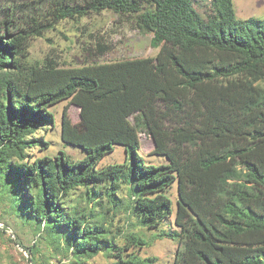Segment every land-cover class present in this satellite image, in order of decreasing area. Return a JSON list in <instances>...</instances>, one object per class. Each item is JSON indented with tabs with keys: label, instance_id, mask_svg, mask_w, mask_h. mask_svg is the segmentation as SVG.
I'll return each instance as SVG.
<instances>
[{
	"label": "trees",
	"instance_id": "1",
	"mask_svg": "<svg viewBox=\"0 0 264 264\" xmlns=\"http://www.w3.org/2000/svg\"><path fill=\"white\" fill-rule=\"evenodd\" d=\"M36 4L44 21L30 9L28 28L17 29L13 14L0 23L1 217L37 238L31 247L9 242L29 253L30 264L41 246L68 264L99 256L137 264L128 251L143 240L132 235L122 246L111 213L124 207L156 228L172 215L167 191L178 181L173 264H264V20L239 19L233 0H211L208 15L192 0ZM105 11L151 34L157 56L70 68L32 62V38ZM63 101L80 110V121L64 108L62 142L84 150L83 160L34 153L49 148L38 135L53 127L50 108ZM140 133L167 164L144 161ZM116 146L125 161L100 169Z\"/></svg>",
	"mask_w": 264,
	"mask_h": 264
},
{
	"label": "rangeland",
	"instance_id": "2",
	"mask_svg": "<svg viewBox=\"0 0 264 264\" xmlns=\"http://www.w3.org/2000/svg\"><path fill=\"white\" fill-rule=\"evenodd\" d=\"M37 0H0V23L10 18L17 20L18 28H28V12L39 16V21H44V9L37 6ZM239 19L248 20L251 18L264 20V0H233ZM195 7L203 14L211 12V0H192ZM24 6L28 9L21 11ZM151 34L140 33L130 20H120L112 12L105 11L100 15H93L77 21L64 20L55 25L53 30L43 34L42 37L32 38L29 42L30 59L40 65L53 60L61 68L81 67L92 63H109L128 59L155 58L159 49L151 46ZM95 54L96 56H94ZM67 107L68 114L73 123L80 121V110L63 101L50 108L54 117V125L49 126V132L42 131L39 139L45 138L50 143L48 149L36 148L34 153L38 157H56L64 152L71 159L83 160L87 153L74 146L65 145L61 139L62 115ZM133 122V117L130 118ZM140 155L147 164L165 165L168 160L165 156L152 155L154 144L152 139L140 133ZM126 159V151L121 146H116L114 152L106 155L99 164L104 168L112 164H121ZM84 191L73 196L79 200ZM167 196L172 201V215L164 220L158 227L149 228L146 224L130 216L122 207L113 215L112 235L122 246L132 236H139L144 245L132 247L128 254H131L137 264H173L179 248L178 239L170 237L179 231L175 224L178 201V181H175L167 191ZM120 197L128 200L126 189L123 188ZM80 202V201H79ZM83 202V203H82ZM81 204L85 205V198ZM0 223L11 228L15 234L12 239L5 232L0 235V264H30L26 256L17 248V244L10 243L8 238L19 242L24 247H31L37 240L33 230L29 227H20L19 220L3 219ZM21 247V246H20ZM22 248V247H21ZM23 250H25L23 248ZM41 253L37 256V264H68V260L55 255L50 249L41 246ZM30 257L28 253V258ZM102 256L94 259L90 264H106Z\"/></svg>",
	"mask_w": 264,
	"mask_h": 264
},
{
	"label": "built area",
	"instance_id": "3",
	"mask_svg": "<svg viewBox=\"0 0 264 264\" xmlns=\"http://www.w3.org/2000/svg\"><path fill=\"white\" fill-rule=\"evenodd\" d=\"M0 231H5L8 236H10L12 239H15V234L11 228L8 226H5L4 224L0 223ZM17 248L28 258V252L23 250L19 245H17Z\"/></svg>",
	"mask_w": 264,
	"mask_h": 264
}]
</instances>
